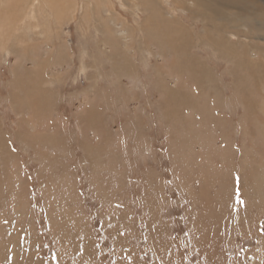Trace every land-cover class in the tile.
Instances as JSON below:
<instances>
[{"label": "rangeland", "instance_id": "obj_1", "mask_svg": "<svg viewBox=\"0 0 264 264\" xmlns=\"http://www.w3.org/2000/svg\"><path fill=\"white\" fill-rule=\"evenodd\" d=\"M263 196L264 0H0V264H264Z\"/></svg>", "mask_w": 264, "mask_h": 264}, {"label": "bare ground", "instance_id": "obj_2", "mask_svg": "<svg viewBox=\"0 0 264 264\" xmlns=\"http://www.w3.org/2000/svg\"><path fill=\"white\" fill-rule=\"evenodd\" d=\"M186 2V1H185ZM209 1H207V3H208ZM210 2H212V1H210ZM187 3V2H186ZM229 3H231L230 1H229ZM210 4V3H209ZM213 10V9H212ZM197 14V13H196ZM59 16V15H58ZM199 16V15H198ZM46 19V18H45ZM210 20V19H209ZM218 31V30H217ZM219 34V33H218ZM221 34V33H220ZM213 40V39H212ZM215 41V40H214ZM221 42V41H220ZM224 42V41H223ZM213 44H216V42H213ZM226 44V43H225ZM215 46V45H214ZM217 47V50L221 53V54H224V53H233V50L232 49H229V47H228V49H226V51H225V49H222V48H219V46H216ZM235 55L237 56V55H241V54H238L237 52H235ZM246 55V54H245ZM248 57V56H247ZM253 58V57H252ZM193 61V60H192ZM244 61V58H243V60L242 61H240L239 59L236 61V63H239V64H241V63H244L243 62ZM237 65V64H236ZM248 63L247 64H244L242 67H243V69H245L246 71H249V72H254V70H253V66L250 64V66L248 67ZM201 67H203V65H200ZM252 66V67H251ZM189 67H190V65H189ZM188 69V68H187ZM192 69V68H191ZM34 106L36 107V105H35V103H34ZM195 140V139H194ZM196 141V140H195ZM199 142V141H198ZM195 143V142H194ZM198 146V145H197ZM190 151V150H189ZM234 157V156H233ZM248 179V178H247ZM203 197V196H202ZM264 197V196H263ZM256 261V260H255Z\"/></svg>", "mask_w": 264, "mask_h": 264}]
</instances>
